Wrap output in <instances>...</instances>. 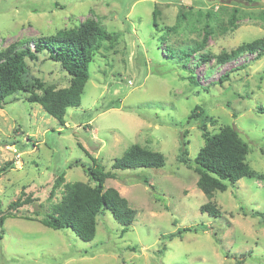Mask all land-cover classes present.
I'll return each instance as SVG.
<instances>
[{
  "label": "rangeland",
  "instance_id": "374dc122",
  "mask_svg": "<svg viewBox=\"0 0 264 264\" xmlns=\"http://www.w3.org/2000/svg\"><path fill=\"white\" fill-rule=\"evenodd\" d=\"M88 19L99 20L117 41H104L96 52L82 103L68 108L66 124L29 102L26 92L8 97L0 108V167L14 161L0 177V208L6 211L24 186L36 198L0 226V264H264V181H222L226 187L211 199L221 210L214 216L201 210L210 198L189 163L204 145L200 123L212 133L228 124L249 144L247 162L264 173V55L199 63L202 53L217 55L264 37V0H0V51ZM174 25L178 30L167 34ZM208 25L206 46L188 62L168 57V44L204 42ZM28 63V84L40 77L56 87L68 85L70 75L47 55ZM192 69L199 84L189 80ZM226 72L230 80L214 83ZM197 105L208 117L190 121ZM183 138L189 162L179 156ZM134 143L161 151L166 164L115 169L118 177L106 180V188H117L137 210L128 231L109 210L98 216L90 241L41 222L62 199L63 186L51 196L59 174L65 172L64 183L95 185L87 171L94 161L112 170L115 158ZM184 227L193 230L164 237Z\"/></svg>",
  "mask_w": 264,
  "mask_h": 264
},
{
  "label": "trees",
  "instance_id": "16d2710c",
  "mask_svg": "<svg viewBox=\"0 0 264 264\" xmlns=\"http://www.w3.org/2000/svg\"><path fill=\"white\" fill-rule=\"evenodd\" d=\"M245 1L257 3L259 0ZM238 12L239 9L235 7L231 13L229 22L232 27L236 24ZM159 14L160 10L156 7L153 11L155 23ZM214 14L216 13L211 12L210 16H215ZM183 17L187 18L184 14ZM178 28V25L167 26L165 32L167 34L175 32ZM208 28L209 25L205 31L204 42L197 43V45L187 44L176 47L174 43L168 44V57L179 63L188 62L196 51L206 46L205 40L212 33ZM116 38V34L99 20L88 19L79 27L62 28L50 35L38 36L28 41L23 47L12 45L0 51V108L7 103L8 97L17 92H26L25 97L29 102L40 103L50 115L58 118L61 125H65L68 108L79 106L82 103L85 86L90 78V65L96 52L101 49L104 41L114 45ZM162 40L165 42L167 38L164 36ZM247 53L255 54V58H261L264 55V37L244 42L231 51H223L217 55L202 53L199 63H208L215 58L218 64H226ZM41 54L47 55L50 60L59 62L70 75L67 86L56 87L40 77H34L30 84L27 83V76L30 73L28 58L35 59ZM189 80L199 84L193 69ZM227 80H230V72L223 74L214 83L223 84ZM205 88L207 89L208 86ZM259 109L264 112V107H259ZM207 117V110L197 105L190 114L189 120H202ZM200 128L204 145L196 157L190 159V162L184 157L187 154V142L184 138L181 142L179 156L181 161L193 165L199 174L198 187L210 198L201 206V210L219 216L221 210L211 199L216 190L226 187L222 181L236 184L245 176L264 181V173L254 170L247 162L250 147L237 128L227 124L222 126L218 132L212 133L203 122L200 123ZM13 163L14 161L7 162L0 167V177ZM76 163L78 164V161ZM94 164L87 171L90 180L94 181L95 185L81 180L64 183L65 172L58 175L53 184L51 196L63 186L62 199L51 205L50 210L41 219L43 224L53 229L70 228L82 240L90 241L97 234L98 216L109 210L116 221L124 227L122 232L125 233L135 221L137 210L130 205L129 200L117 188L113 186L106 188V180L118 177L115 169L162 167L166 164V156L159 150L134 143L125 150L122 156L115 158L112 170H106L96 161ZM139 179L149 184L147 177L141 176ZM35 201L34 195L28 193L24 186L21 195L8 205L6 211L0 208V226H3L8 216H16L17 211L26 205L34 204ZM192 230L190 227L179 228L177 233L164 237L170 240L175 235Z\"/></svg>",
  "mask_w": 264,
  "mask_h": 264
},
{
  "label": "water",
  "instance_id": "95a60500",
  "mask_svg": "<svg viewBox=\"0 0 264 264\" xmlns=\"http://www.w3.org/2000/svg\"><path fill=\"white\" fill-rule=\"evenodd\" d=\"M94 145V144H93ZM95 146V145H94ZM94 146H92V148H94Z\"/></svg>",
  "mask_w": 264,
  "mask_h": 264
}]
</instances>
